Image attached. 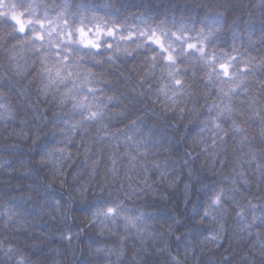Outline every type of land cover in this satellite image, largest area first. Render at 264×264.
I'll return each instance as SVG.
<instances>
[{"label": "clouds", "instance_id": "clouds-1", "mask_svg": "<svg viewBox=\"0 0 264 264\" xmlns=\"http://www.w3.org/2000/svg\"><path fill=\"white\" fill-rule=\"evenodd\" d=\"M0 264H264V0H0Z\"/></svg>", "mask_w": 264, "mask_h": 264}]
</instances>
